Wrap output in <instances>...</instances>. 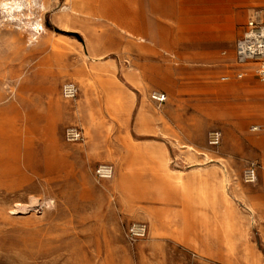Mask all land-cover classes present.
Here are the masks:
<instances>
[{
  "label": "rangeland",
  "instance_id": "rangeland-1",
  "mask_svg": "<svg viewBox=\"0 0 264 264\" xmlns=\"http://www.w3.org/2000/svg\"><path fill=\"white\" fill-rule=\"evenodd\" d=\"M100 3L143 40L68 0H0V264H264V84L220 80L250 9L184 56L170 0Z\"/></svg>",
  "mask_w": 264,
  "mask_h": 264
},
{
  "label": "crops",
  "instance_id": "crops-1",
  "mask_svg": "<svg viewBox=\"0 0 264 264\" xmlns=\"http://www.w3.org/2000/svg\"><path fill=\"white\" fill-rule=\"evenodd\" d=\"M68 2L70 6L67 10H69L70 17L93 16L98 19L111 21L118 30L128 36L136 37L139 41L143 40L140 36L141 30L139 28L130 29L124 27L115 12L110 10V7L101 4L100 0H68ZM255 2L256 0H170V42H181L182 53L180 54L184 56H212L216 51L214 49L216 44L222 43L223 41H230L233 38L234 32L231 29H227L228 26L238 23L239 20L244 21L246 16L245 11L250 9L242 34L244 33L247 23L255 10ZM239 9L242 10L241 13ZM196 45L202 47V49L192 50ZM107 46L110 47L111 42L106 44L104 48ZM170 49L173 48L170 46ZM253 68L254 66L251 67L250 64L239 67L235 63L233 74L231 76L223 75L220 77V80L224 81L222 80L224 76L234 78L237 72H244L245 77L249 75L253 77ZM258 126L262 127L261 125ZM251 127V132H260L252 131ZM260 159H264V152L260 153Z\"/></svg>",
  "mask_w": 264,
  "mask_h": 264
},
{
  "label": "built area",
  "instance_id": "built-area-1",
  "mask_svg": "<svg viewBox=\"0 0 264 264\" xmlns=\"http://www.w3.org/2000/svg\"><path fill=\"white\" fill-rule=\"evenodd\" d=\"M235 63L239 67L254 64V75L264 84V11L254 10L252 17L247 23L246 30L237 40L235 45ZM245 77L244 72H237L234 76L236 79ZM231 77L224 76L222 80L227 81ZM62 94L65 99H74L78 94V87L74 82H67L63 85ZM153 98L158 103L166 101L164 93L155 92ZM252 131H261L262 127L255 125L251 127ZM67 139L78 141L83 138L82 131L78 127H70L66 132ZM221 134L214 132L211 136V142L214 145L219 144ZM261 165L258 162H249L245 168L243 179L246 183L254 184L258 180L259 169ZM113 167L111 165L100 166L97 169V175L101 178L112 176Z\"/></svg>",
  "mask_w": 264,
  "mask_h": 264
},
{
  "label": "bare ground",
  "instance_id": "bare-ground-1",
  "mask_svg": "<svg viewBox=\"0 0 264 264\" xmlns=\"http://www.w3.org/2000/svg\"><path fill=\"white\" fill-rule=\"evenodd\" d=\"M75 3H77V2H75ZM74 4V3H73ZM80 4V3H79ZM72 5V4H71ZM70 6V5H69ZM75 6H76V4H75ZM75 6H74V8H75ZM87 6V5H86ZM132 35V34H131ZM141 38V37H140Z\"/></svg>",
  "mask_w": 264,
  "mask_h": 264
}]
</instances>
